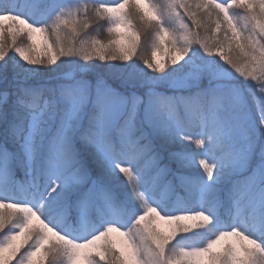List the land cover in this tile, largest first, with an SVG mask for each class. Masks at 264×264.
Listing matches in <instances>:
<instances>
[{
  "label": "snow or ice",
  "instance_id": "1",
  "mask_svg": "<svg viewBox=\"0 0 264 264\" xmlns=\"http://www.w3.org/2000/svg\"><path fill=\"white\" fill-rule=\"evenodd\" d=\"M25 7H30L29 15L23 14ZM32 14L40 15L43 22L33 21ZM74 15L84 19L77 21ZM94 16L111 22L107 30L115 34L113 39L107 43L94 40L87 49L71 38H62L61 33L69 35L65 28L71 26L74 34L78 24L88 28ZM183 17L191 20V27L181 23L177 35L174 23ZM120 28L126 31L119 33ZM145 28L155 33L157 41L153 59H143L154 74L124 81L119 89L99 74L94 82L81 77L44 87L21 81L9 71L16 58L13 52L20 66L29 71L64 62L61 57L82 56L88 61L93 52L100 61L126 62L138 55L139 33ZM25 34L27 44L23 39L17 41ZM34 34L44 37L39 52ZM194 44L208 57L218 56L244 81L256 82V91L264 96V0H197L195 7L188 0L71 6L63 0L43 4L0 0V192L17 183V173L35 186L39 173L47 178L41 205L49 197H68L88 176L84 156L89 152L131 182L134 174L139 175L135 163L151 151L149 130L158 134L161 122H168L177 142L191 139L190 128L199 129L201 137L195 140L198 152L190 156L171 152L170 160L184 167L200 156L203 173L194 184L205 193L214 192L230 173L242 172L224 196L237 207L247 196L249 208L247 230L217 226L213 232L211 208L181 206L166 212L145 202L143 214L131 218L127 231L116 221L106 222L83 239H73L50 224L41 209L3 196L0 230L11 227L0 238V264H264V104L252 94L257 130L249 126L235 95L220 88L197 89L187 96H169L159 90L164 75L189 57ZM164 45L167 58L157 62L156 54L163 52ZM200 74L194 66L189 79L170 86L195 87ZM156 161L154 154L151 162ZM166 171V166L160 169V173ZM241 185L246 191L239 190ZM131 187L136 192L138 181ZM157 219L166 229L153 227ZM198 230L212 235L202 244L172 243ZM113 232L125 237L123 248L117 249L108 239ZM227 238L235 240L218 248Z\"/></svg>",
  "mask_w": 264,
  "mask_h": 264
},
{
  "label": "rangeland",
  "instance_id": "2",
  "mask_svg": "<svg viewBox=\"0 0 264 264\" xmlns=\"http://www.w3.org/2000/svg\"><path fill=\"white\" fill-rule=\"evenodd\" d=\"M84 1L90 0H63V2L69 6L76 3L83 4ZM108 1L111 4L122 2V0ZM19 2L24 3L26 0H19ZM28 2L31 3L33 0H28ZM34 2L43 4L50 2V0H34ZM168 2L169 0H162L161 3L166 4ZM188 2L195 7L197 0H192L191 2L188 0ZM30 12V7H25L23 10V14H30ZM77 16L78 15H74L72 18H76ZM37 21L43 22L42 17L40 16ZM5 23L7 24L8 22ZM181 23H184L189 28L191 27L187 17L176 20L174 27L177 29V35L182 31L180 29ZM111 26L112 24L110 22L109 27ZM117 31L119 33H124L126 30L120 28ZM146 34V28L141 30L139 33L140 39L143 40ZM33 42L36 45L37 52H39L44 45V37L40 34H34ZM27 43L28 41L25 42V44ZM153 48L150 51L149 60L153 59ZM164 48H166V45L163 46V50ZM162 53L163 52H158L156 54L155 60L157 62H161ZM13 54L16 55L15 60L18 62V55L14 52ZM67 59L68 62L67 64L65 63V67H63L65 69L64 72L62 73V70H60L62 75L56 76V78L48 81L50 83L48 86L47 82L40 86L55 87L59 83L64 82V79L81 78L83 75L92 74L90 70L93 71L94 69L86 64L87 61L83 60L82 56ZM215 61L216 59L213 57H203L202 54L198 56L197 61H194L193 64H190L187 60L172 68H170L171 65L169 64L166 70L167 68L170 69L157 87L159 90L163 91L165 95L169 96H187L197 89L220 88L229 96L235 95L239 105L242 107L243 113L247 116L249 126L259 130L256 105L253 102L252 94H255L256 99L259 100L261 104H264V96H261L260 93L256 91L253 85L256 82H252L253 84H251L248 81H244L234 70L230 69L228 65H220V62L215 63ZM121 64L123 66L121 68H116L113 72V67L111 65L104 66L103 68L108 67V70L100 74L112 84V86L118 89L121 88L124 81H135L154 74L152 70L147 67H133L130 64H125L123 61ZM50 66L43 65V67L46 68ZM194 66L198 67L201 73L195 87L170 86L171 82L179 84L189 79ZM94 80L95 79L92 81L94 82ZM189 131L191 135L190 140L177 142L168 122H161L158 134L154 135L151 130H149L151 151L143 155L141 157L142 160L140 159L135 163L134 167L139 175L135 177L134 174V179L131 182L123 173H116L103 161L99 160L93 152H89L84 156V163L88 169V176L85 182L78 185L75 191L68 197L61 198L60 200L49 197L41 205L42 190L47 182V178L39 173L37 174L35 192L34 190L30 192L28 185L22 183L21 180L17 178L18 175H16L15 180L17 183L15 185L10 184L4 191L0 192V197L7 196L10 199L30 203L34 207L41 209L44 218L50 224L73 239H83L85 236L91 234L92 230L99 229L106 222L116 221L118 225L121 226V230L127 231L129 227H132L131 218L135 215L143 214L145 202L158 205L161 207L162 211L166 212L178 210L181 206L191 210L202 208L207 210L211 208L212 211L210 214L214 217L213 232L216 230L217 226H241L247 230L248 225L245 223V219L249 210L248 197L246 196L241 200L240 206L237 207L224 196V193L231 187L232 183L242 178V172L230 173L217 185L214 192L205 193L201 192L194 184V181L198 180L203 173V168L199 165L200 156L197 157L194 164L184 167L178 166L176 162L170 160L169 153L171 152H181L184 155L190 156L199 151L195 144V140L201 138L198 135L199 129L190 128ZM257 134H260L259 131ZM154 154L157 157V161L151 162V157ZM85 157L88 158L85 160ZM146 163L147 167H145ZM124 166L128 165L125 164ZM165 166L168 171L160 173V169ZM19 174L23 176L22 173ZM181 177L185 179H181ZM137 181L139 188L136 192H133L131 184H136ZM20 187L27 188V193L22 192ZM239 190L241 192L246 191V186L241 185ZM86 192L89 193V195L83 197L80 195ZM8 227H11V225H6V229L0 233V238H2L3 232H5ZM153 227L161 230L166 229L164 222L158 219L153 222ZM202 231L203 230H198L193 233L179 236L172 243L182 245L190 243L202 244L208 236L212 235V232ZM108 239L117 249L124 247L125 237H122L119 232L109 233ZM234 240L235 238L222 240L217 247L219 248ZM55 264H59V262H55Z\"/></svg>",
  "mask_w": 264,
  "mask_h": 264
},
{
  "label": "trees",
  "instance_id": "3",
  "mask_svg": "<svg viewBox=\"0 0 264 264\" xmlns=\"http://www.w3.org/2000/svg\"><path fill=\"white\" fill-rule=\"evenodd\" d=\"M191 1L192 0H190V2ZM152 2H156V0H152ZM159 2L161 3L162 0H159ZM84 3L96 4V5H98L100 3L111 4V3H109L108 0H100V1L99 0H90V1H84ZM234 11L240 12L241 14H243L242 10H234ZM25 15H29V14H25ZM30 18L33 19L35 22H39V21H37V19H39L40 16L31 15ZM74 19H76L77 21H81L84 19V17L82 15H78ZM189 22L191 24V20H189ZM88 23H89V27L86 29L78 24L76 27V32L74 34L71 31V26H69L68 28H65L64 32H67L69 35L64 36V33H61L62 38L65 40L71 38L78 46L83 45L85 48L91 49L92 42L94 40H99L102 43H107L110 39H113L115 37L114 34L107 32V29L109 28V24H110V21L107 18H101L99 16H94V18H89ZM61 27H63V26H61ZM110 36H112V37H110ZM21 39L24 40V43L27 42L26 34L22 37H17V41H19ZM120 42L122 44L126 43L123 40H121ZM156 43H157V41H156L155 33L152 31H149L147 29V34L144 36L143 40L140 39V47H138V55L133 56L131 58V60H129V61H126V62L123 61V62H125V64H130L133 67H138V66L140 68L141 67H143V68L147 67L146 65H144L143 59H149L150 53H151L150 51L152 50L153 47H155ZM193 48L194 49L189 54V57L186 58V60L189 61L190 64H193L194 61H197L198 56H200L202 54H203V57L207 56L203 52L202 49H199V45L194 44ZM9 51H12V50H9ZM166 54H167V45H166V48H164V50H163L161 62H164L166 60V58H167ZM213 58L216 59L215 63L220 62L218 56H215ZM60 59L63 60L64 62H60V60H58L56 64H53L48 68L40 66L41 69H39V70L29 71L26 68L21 67L20 64L15 60V57H14L13 60L10 62L11 68L9 69V71H14L16 74H18L19 79L21 81H24L28 84L40 86L41 84H44L45 82H47V86H48L50 84L48 81L56 78V76L62 75V73L65 70L63 67H65V63L67 64L68 59L65 57H61ZM185 61H183L182 63H184ZM121 63H122V61H119V60H117V61H100L98 59V57L96 56L95 52H93L91 58L86 62V64L88 66L92 67L94 70L93 71L90 70V72L92 73L91 75H83V78L93 80L96 78L97 74H99V75L103 74L104 72H106L108 70V67L103 68L104 66L111 65L114 68V69L112 68V72H113L116 68H121L123 66ZM220 63H221L220 65H226V64H223L222 61ZM60 70H62L61 71L62 73H60ZM87 158L85 157V160ZM17 175H18L17 178H19L22 183L28 185L30 192H33V190L35 192L36 185L33 186L30 179L26 180L23 173H22L23 176H21L19 173H17ZM2 231H4V230H0V233ZM202 232H208V231L203 230Z\"/></svg>",
  "mask_w": 264,
  "mask_h": 264
}]
</instances>
